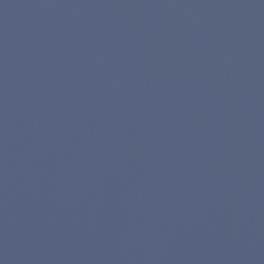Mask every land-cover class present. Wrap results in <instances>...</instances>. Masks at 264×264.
<instances>
[{
  "label": "water",
  "instance_id": "water-1",
  "mask_svg": "<svg viewBox=\"0 0 264 264\" xmlns=\"http://www.w3.org/2000/svg\"><path fill=\"white\" fill-rule=\"evenodd\" d=\"M0 264H264V0H0Z\"/></svg>",
  "mask_w": 264,
  "mask_h": 264
}]
</instances>
